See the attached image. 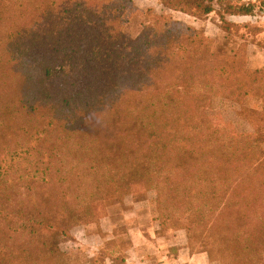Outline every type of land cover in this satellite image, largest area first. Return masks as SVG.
Instances as JSON below:
<instances>
[{"label":"trees","instance_id":"1","mask_svg":"<svg viewBox=\"0 0 264 264\" xmlns=\"http://www.w3.org/2000/svg\"><path fill=\"white\" fill-rule=\"evenodd\" d=\"M205 1L159 0L222 22L264 8ZM134 11L132 0H0V264H61L60 240L133 183L210 262L264 264V65L164 13L131 38ZM220 101L252 131L222 124Z\"/></svg>","mask_w":264,"mask_h":264},{"label":"rangeland","instance_id":"2","mask_svg":"<svg viewBox=\"0 0 264 264\" xmlns=\"http://www.w3.org/2000/svg\"><path fill=\"white\" fill-rule=\"evenodd\" d=\"M132 1L135 11L122 26L131 38L150 22V11L164 13L202 30L212 40L214 51L230 53L243 48L249 67L252 55H256L254 65L264 64L263 7L257 8L253 15H237L230 14L229 7L238 2L214 1L216 10L229 9L224 12L222 22L214 11L200 14L193 9L192 13L185 14L164 8L159 0ZM259 1L254 0L257 4ZM217 106V118L228 129L238 133L252 131L237 114V104L220 101ZM259 140L264 141V132L260 133ZM156 214L153 191L133 183L129 194L102 201L91 221L74 227L60 240L61 264H218L209 261L207 252L198 243L193 247L188 245L189 235L185 229L162 227Z\"/></svg>","mask_w":264,"mask_h":264},{"label":"crops","instance_id":"3","mask_svg":"<svg viewBox=\"0 0 264 264\" xmlns=\"http://www.w3.org/2000/svg\"><path fill=\"white\" fill-rule=\"evenodd\" d=\"M250 1V0H249ZM251 1H254V0H251ZM258 54H260V53H258ZM252 57H254V58H250V67L251 68H255V67H261L262 65H264V64H262V65H254V63H255V57H256V55H252ZM251 59H253L252 60V62H251ZM262 59H264V56H262ZM263 62V61H262ZM264 63V62H263Z\"/></svg>","mask_w":264,"mask_h":264}]
</instances>
